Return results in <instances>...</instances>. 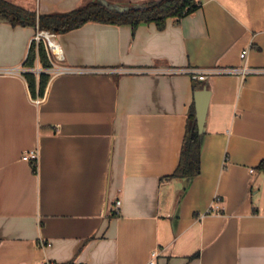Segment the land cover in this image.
Instances as JSON below:
<instances>
[{
    "label": "crops",
    "instance_id": "0c3cea01",
    "mask_svg": "<svg viewBox=\"0 0 264 264\" xmlns=\"http://www.w3.org/2000/svg\"><path fill=\"white\" fill-rule=\"evenodd\" d=\"M8 1L44 15L99 0ZM36 33L0 21V264H147L155 251L157 264H264V0H202L163 30L58 35L68 71H49L39 105L24 77ZM192 68L257 72L204 81L201 173L167 179Z\"/></svg>",
    "mask_w": 264,
    "mask_h": 264
},
{
    "label": "trees",
    "instance_id": "16d2710c",
    "mask_svg": "<svg viewBox=\"0 0 264 264\" xmlns=\"http://www.w3.org/2000/svg\"><path fill=\"white\" fill-rule=\"evenodd\" d=\"M202 7V0H149L137 6H130L127 13L111 12L97 3L87 4L69 13L38 15L35 10L17 6L8 0H0V21L13 26L33 27L57 35L76 30L88 23L131 26L135 32L140 25L155 24L159 30L166 27L169 19L181 20ZM24 66L33 70L40 66L43 70L53 68L52 61L43 43L32 42ZM34 97H43L52 75L42 72L37 75L29 71L24 74ZM206 87L203 81H193V90L201 91ZM204 134L200 135L193 103L186 127L180 161L175 172L167 179H192L201 173V153ZM36 169V168H35ZM258 169L264 172V160Z\"/></svg>",
    "mask_w": 264,
    "mask_h": 264
},
{
    "label": "built area",
    "instance_id": "2783aa9c",
    "mask_svg": "<svg viewBox=\"0 0 264 264\" xmlns=\"http://www.w3.org/2000/svg\"><path fill=\"white\" fill-rule=\"evenodd\" d=\"M34 42L36 43H43L44 46L46 47V50L48 52V55L52 61L53 64V68H56L57 71L55 70L56 73H64L67 72L68 70L66 69H58L57 68V64L64 62L65 58H64V53L63 50L60 46V44L58 43V35L50 32V31H46V30H39L37 28V33L33 39ZM247 55V51H244L241 54V58L244 59ZM51 69L48 70H42V72H49ZM26 71V70H25ZM32 72H35L36 74H40L41 70H30ZM27 72V71H26ZM185 73L189 74L192 78L193 81H206L209 77L214 76L216 74H235L238 73L241 76H245L249 73H255L257 72V70H247V69H242V70H215V69H189V70H185ZM45 99V95L42 98H37L34 103L39 105L41 104ZM23 159L25 161H29L32 163H37L38 160V153L37 151H31L27 154H25L23 156ZM220 198H217L216 203L217 204L214 208H213V212L216 214H220L221 213V208L219 207V202H220ZM121 205V202H117L116 203V208H118ZM159 256V253L157 251L153 252L151 254V258L149 259V261L147 262V264H157V258Z\"/></svg>",
    "mask_w": 264,
    "mask_h": 264
},
{
    "label": "water",
    "instance_id": "95a60500",
    "mask_svg": "<svg viewBox=\"0 0 264 264\" xmlns=\"http://www.w3.org/2000/svg\"><path fill=\"white\" fill-rule=\"evenodd\" d=\"M145 1H149V0H143L137 3H132V2L118 3V2H110L108 0H99L98 2L95 3L101 5L102 7L108 9L111 12L127 13L130 10V6H137ZM210 101H211V91L208 90L207 87H205L201 91L195 92L194 94L195 112H196V120L200 135H203L205 133Z\"/></svg>",
    "mask_w": 264,
    "mask_h": 264
}]
</instances>
